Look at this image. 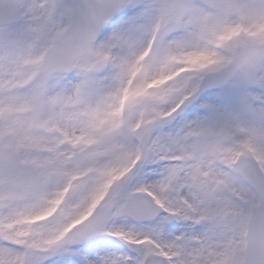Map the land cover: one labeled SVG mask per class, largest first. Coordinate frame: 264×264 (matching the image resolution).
Here are the masks:
<instances>
[{"label":"snow or ice","instance_id":"1","mask_svg":"<svg viewBox=\"0 0 264 264\" xmlns=\"http://www.w3.org/2000/svg\"><path fill=\"white\" fill-rule=\"evenodd\" d=\"M0 264H264V0H0Z\"/></svg>","mask_w":264,"mask_h":264}]
</instances>
